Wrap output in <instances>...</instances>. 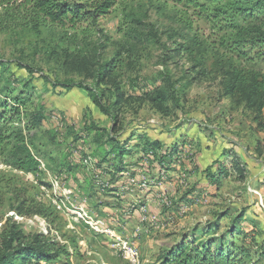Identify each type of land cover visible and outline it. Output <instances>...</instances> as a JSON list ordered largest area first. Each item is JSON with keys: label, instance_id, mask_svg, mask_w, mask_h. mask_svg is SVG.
<instances>
[{"label": "rangeland", "instance_id": "374dc122", "mask_svg": "<svg viewBox=\"0 0 264 264\" xmlns=\"http://www.w3.org/2000/svg\"><path fill=\"white\" fill-rule=\"evenodd\" d=\"M207 13L190 0H118L108 16L77 29L0 30V113L7 104L9 130L32 139L39 164L26 174L0 154V236L16 225L48 245L24 264H161L182 239L234 244L264 264V108L227 95L236 55L220 50L225 30ZM110 61L122 65L100 89L106 114L75 85L92 87ZM240 64L264 79V61ZM168 80L177 95L163 116L151 99ZM16 101L18 117L10 113ZM39 111L42 125L28 131ZM153 142L159 153L182 150L161 165ZM127 144L120 159L116 149ZM221 167L229 175L215 186L209 174ZM132 247L136 261L126 255Z\"/></svg>", "mask_w": 264, "mask_h": 264}, {"label": "trees", "instance_id": "16d2710c", "mask_svg": "<svg viewBox=\"0 0 264 264\" xmlns=\"http://www.w3.org/2000/svg\"><path fill=\"white\" fill-rule=\"evenodd\" d=\"M149 2L158 0H147ZM118 0H0V30H8L17 25L24 28L38 29L45 26H58L62 28L77 29L82 24L89 22L96 23L99 19L108 16ZM206 2L212 6L211 12L207 13ZM190 4L199 9L200 14L207 13L208 19L214 24H218L220 31L225 30V34L220 41V50L226 54L236 55L235 62L231 65L228 74V82L225 90L227 95L239 93L248 100L251 109L262 111L264 108V79L257 75L255 71L243 68L241 60L251 63L264 61V0H190ZM224 18L223 21H220ZM242 20V23L238 22ZM250 49V52H246ZM181 52H188L186 46H180ZM257 51V52H254ZM254 52L253 57L250 53ZM235 63L241 65L240 69ZM122 63L115 64L110 61L102 65L95 75L94 85L88 87L76 84L79 88L87 91L93 103L104 113L109 114L108 109L103 106V93L100 90L107 79L119 73ZM252 76L251 81L248 80ZM248 85V87H246ZM66 91L71 90L74 85H62ZM252 94L247 95V91ZM177 91L175 83L166 81L163 87L156 89L152 96L153 106L163 116L170 115L167 102L175 101ZM122 97V95H121ZM16 107L11 108L10 113L15 117L20 115L23 102L16 101ZM1 104V103H0ZM3 112L0 113V147L1 155L4 156L5 163L13 169L26 174L36 175L39 172V164L30 150L28 142L32 139L24 136L22 130L11 132L9 130L7 104L1 105ZM42 113L34 112L31 115V123L28 131L38 129L43 122ZM179 138V141H182ZM28 141V142H27ZM162 148L160 142H153L151 145V155L154 161L161 165L167 164L168 156H176L179 145L167 147L159 153ZM128 144L117 147L116 153L120 159L128 152ZM237 167H240L241 160L237 159ZM119 173H123L128 166L121 165ZM242 168V167H241ZM244 169H238L240 174H244ZM120 175V174H119ZM229 175L228 169L223 167L217 169L216 174H209V178L215 186L223 177ZM210 232V230L208 231ZM216 243L202 245L201 243H191L186 239L174 248L167 250L160 255L161 264H251L252 259L245 248H237L232 244V250L227 249L224 243L215 248ZM48 245L35 238L28 241L26 236L19 231L16 225L9 231H4L0 236V264H24L30 256H44L48 253Z\"/></svg>", "mask_w": 264, "mask_h": 264}, {"label": "built area", "instance_id": "2783aa9c", "mask_svg": "<svg viewBox=\"0 0 264 264\" xmlns=\"http://www.w3.org/2000/svg\"><path fill=\"white\" fill-rule=\"evenodd\" d=\"M98 229V228H97ZM126 255L128 258L132 259L133 261H136V259L138 258V251L135 247L129 248L128 252H126Z\"/></svg>", "mask_w": 264, "mask_h": 264}, {"label": "crops", "instance_id": "0c3cea01", "mask_svg": "<svg viewBox=\"0 0 264 264\" xmlns=\"http://www.w3.org/2000/svg\"><path fill=\"white\" fill-rule=\"evenodd\" d=\"M150 252H152V251H150ZM149 255H150V253H149ZM152 256V255H151Z\"/></svg>", "mask_w": 264, "mask_h": 264}]
</instances>
